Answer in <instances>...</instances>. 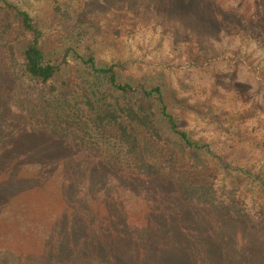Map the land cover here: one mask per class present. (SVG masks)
<instances>
[{
	"label": "rangeland",
	"instance_id": "374dc122",
	"mask_svg": "<svg viewBox=\"0 0 264 264\" xmlns=\"http://www.w3.org/2000/svg\"><path fill=\"white\" fill-rule=\"evenodd\" d=\"M11 1L50 43L84 15L78 50L91 44L101 63H126L124 78L168 89L180 125L210 151L182 159L254 222L187 200L166 173L54 139L23 84L0 99V264H264V184L240 170L264 178V0Z\"/></svg>",
	"mask_w": 264,
	"mask_h": 264
},
{
	"label": "trees",
	"instance_id": "16d2710c",
	"mask_svg": "<svg viewBox=\"0 0 264 264\" xmlns=\"http://www.w3.org/2000/svg\"><path fill=\"white\" fill-rule=\"evenodd\" d=\"M55 14L72 16L61 6ZM70 22L66 36L50 43L29 10L0 0V99L14 98V88L26 84L32 115L54 139L78 140L91 150L116 153L149 177L166 173L178 181L187 200L254 222L238 200L218 197L209 176L182 159L179 150L210 151L180 125L170 91L152 80L124 78L126 63H101L91 44L78 50L77 44L82 47L89 37L90 24L84 15ZM260 146L264 149V141ZM215 156L224 163L221 155ZM240 170L264 184L251 168Z\"/></svg>",
	"mask_w": 264,
	"mask_h": 264
}]
</instances>
